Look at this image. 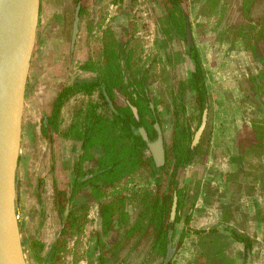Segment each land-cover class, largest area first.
<instances>
[{
    "label": "flooded vegetation",
    "instance_id": "flooded-vegetation-1",
    "mask_svg": "<svg viewBox=\"0 0 264 264\" xmlns=\"http://www.w3.org/2000/svg\"><path fill=\"white\" fill-rule=\"evenodd\" d=\"M203 1L204 0H202L201 3L204 5L205 2ZM229 1L230 0H226V5ZM232 1H234V3H239V1L242 0H231V4ZM56 2L62 8V2L60 0H56ZM96 2V0H92L93 5H95ZM189 2L190 1H188V5L185 9L188 15V26L191 27L192 31V43H189L187 35V42L186 39L183 40L175 37L173 40L176 39L177 43H180L181 46L179 50H169L167 43L162 46L160 57L157 55L150 59L145 57L143 61L148 62L140 63L139 56L135 54V49H132L130 45V43H139L136 34H125L128 26L127 23L123 24L122 28L124 30H122L121 34L119 27L116 25V21L110 22L111 17L116 20L117 17L115 14L117 10H114V12L109 15L110 17L107 18L108 23L98 24L89 18L90 12L86 0H65L63 6L65 9L63 12L67 15L65 24L66 43H69L70 67L76 69L73 77L66 86H72L78 81L87 82L93 79H99L100 76H107V62L110 60V48H113V50L118 53L120 51L119 43L127 40L129 44L126 50L127 52L132 50L133 52L131 59L132 67L130 68L126 82H130L131 86L129 90L134 91L133 94L135 95L134 98L136 101H138V96H142L145 101L142 103H146L151 108L150 111L145 110L143 116L146 120H153L152 122H154V126L157 130V134L152 133V139H150L147 132V129L149 130L150 128L149 123L145 120L146 122L143 121L144 123L141 124V128H144L147 132L148 141L151 144L150 151L153 152L155 156H160L161 159H164V151L170 148L173 138L176 106L181 110L183 108L186 110L185 114H181V118H184L185 122H187L194 131L191 147L196 148L199 146L200 150V152L195 154L185 166L179 168L176 175L177 184L174 186L173 197L174 203L175 196H177L174 233L176 237L180 234H182V236L185 235L183 241L178 244L177 252L182 247L187 235L191 234L194 236V238H196L195 245H198L197 240L199 236L196 232L201 229H195L191 223L196 212L203 211V215L210 212L212 215L214 214L212 218H216L217 220L214 219L213 224H218L213 228H219V226L225 227L224 231L227 233V236H229V238H227L228 241L231 242L232 245L236 243L243 245V249L239 251L243 255V264L247 263L249 254L251 255L252 264L253 249L247 250L244 243L236 240L231 236V233L235 229L236 231L250 235L252 239L256 240L258 239L256 227L260 226L263 229L262 235H264V145L259 146V152L256 157L254 154L249 153V150L253 147L251 146L253 142L252 122L254 119L264 121V117L259 118L256 116L249 122L245 119L250 103L247 109L240 105V102L243 103L245 98L253 102L250 97H253V89L255 88L259 89L260 92L264 94V71L262 70L264 68V43L256 44L259 47L258 51L246 48V43L243 44L244 47L242 50H239L240 54L251 53L254 60L260 63L261 67L259 70L253 71L255 68L251 66V63L246 62L243 64V66H246L244 67L246 70L244 71V76L248 84H250V92L247 94H245V91L240 87L239 80L234 77L238 83L237 92L240 97L235 98L236 102L231 100L233 106L230 110L232 112L235 107L239 108L236 112L242 115L240 117L241 124H238L237 121L232 118L228 127L230 132L229 135L226 136L223 134L222 130L217 129L214 125L215 112L217 110H222L223 105L216 106V103L213 104L214 100L212 87L209 82V74L206 71L201 53L193 35V23L189 17ZM260 7L264 10V4ZM260 7L254 8V12ZM78 9L79 33L73 46L72 35ZM213 18L217 19V16H213ZM83 36L85 39L82 40ZM82 41L85 43L91 42L99 44L97 52L95 51L98 58L89 55L88 51H86L85 56L78 55V52L82 48V44H80V47L79 43H82ZM160 41L165 43L162 39ZM238 41L241 40H236V42ZM109 43H112V45ZM191 47H195L199 52L201 65L205 71V86L208 93V103L204 107L200 123L195 119V115L198 113L196 94L189 88L192 73L195 72L192 51L190 50ZM93 52L92 50V53ZM173 52L177 53L174 55ZM182 64L185 65V74L180 75L177 72L176 75L175 70L178 71V69H180L178 66ZM250 68L252 71H249ZM113 72L117 74L115 67L113 68ZM112 79V97L106 85H102L92 94H88L85 91L70 94L59 108H57L56 102H54L51 105V114L48 116L49 118L47 117L49 124L46 119L40 120L38 126L39 130L35 133L33 145L32 140L30 141V138H28L24 132L22 133L19 166L21 170L24 171L25 176L23 178L29 175L27 179H29L30 183L33 185L31 190L34 191V197H36L38 205V211L35 213L37 224L34 223L32 230H30L32 234H34L31 247H34L37 252L40 251L39 253L43 261H46L47 255L49 256L52 250L54 251L57 249V253L61 256L60 260L57 261L61 262L64 258L63 254L67 253L70 249L74 254L79 256V261L83 260L86 264H102L104 251H107L108 258L110 259L111 257V261H114V263L109 262V264H128L130 257L133 255L138 256L137 261L132 264H139L143 261V256L147 251L146 246L141 245L136 248L132 238L125 239L120 234L121 232L123 233V230L118 225L117 220L120 217V199L124 197V211L129 213L130 222L134 221L140 206L141 195L146 190L155 188V181L150 175V171L141 169L139 172L121 181H117L113 185H105L103 169L99 165L96 166V164L100 162L103 154L93 148L87 152L84 148L83 139L74 135L76 132V122H80L81 124L79 126H83L86 111L90 105L94 104L97 105V111L106 118H112L113 113H118V106L129 104L131 109L132 106L137 107L138 117L135 115L133 109L132 111L137 119H142L138 106L134 105L129 98L121 95V85H119L117 77ZM108 83H110V79H108ZM229 93L231 94V91H229ZM106 94L113 105H111L110 101L107 99ZM136 94L138 95L137 97ZM80 97L86 98V102L75 105V107H73L75 109H72L71 112L67 111L69 109L67 105ZM258 101L261 103L262 108H264V100L259 99L258 96ZM244 106H246L245 103ZM206 110L207 121L205 128L199 141L194 143L196 132L202 124L203 115ZM64 112L66 113L65 117L63 116ZM67 112H69V116ZM61 118L62 120H60ZM62 124H65V127L60 131L63 139L60 140L59 147H56L55 135L58 133L59 127ZM156 124H159L161 132L158 131ZM238 130L239 134H237ZM83 132H86L84 128ZM242 132L243 135H240ZM248 132H251V136L247 135ZM37 133H40V136H38ZM262 138L264 141V136H262ZM42 144L43 146H41ZM219 145L223 148L221 155H223L225 161H227V164L230 166H228V170H222L224 171L222 173L224 176L222 181L217 180V169L205 166V164L208 165V160L211 158L215 159L212 154V148L219 147ZM46 146H48L49 152L43 149V147ZM240 147L244 151L243 167H241V170L237 163L232 162V156L237 155ZM90 156H94V158ZM201 164H203L206 174L210 170L213 172V176H210L209 179L213 184L212 196L214 199L212 203L216 202L218 199L221 206L217 208L215 204L214 207L218 211L222 209L221 213L216 216V212L210 210V202L199 201L202 185L206 180L205 177H207L205 176L203 178L196 176ZM234 166L238 167V171L233 169ZM167 167L169 173L165 179L164 187L170 186V174L173 172L172 162H170ZM138 173L147 174L149 178L147 179V185L144 187L143 185L131 187L130 192L122 190V185L120 183ZM231 175L234 177H231ZM214 176L215 178H213ZM236 177H238V180L243 186L242 201L238 203H234L231 200L230 193L232 189V180ZM20 184L23 189L25 179L21 181ZM178 191H181V195H183L185 201V206L180 210H178ZM249 191L253 194H250ZM107 204L117 205V210L114 215V224H116L112 231L108 233V236H104L103 208ZM172 207L169 218L170 230L168 232V239L171 231ZM178 216L180 218L176 222ZM187 218H189V222H187ZM241 222L242 225H238V223L240 224ZM249 224L253 226L252 233L249 231ZM205 228L206 227L203 229ZM213 228L206 230L209 231ZM124 234L125 233H123V235ZM102 238L106 244L101 242ZM50 239L52 240L48 244L47 240ZM120 240L123 242V247L121 250H118L117 247ZM48 249H50L49 252H47ZM199 250L201 251V249ZM116 254H118L120 260H116ZM201 255L203 254L201 253ZM145 262L144 264H147V261ZM170 264H172V262Z\"/></svg>",
    "mask_w": 264,
    "mask_h": 264
},
{
    "label": "trees",
    "instance_id": "trees-1",
    "mask_svg": "<svg viewBox=\"0 0 264 264\" xmlns=\"http://www.w3.org/2000/svg\"><path fill=\"white\" fill-rule=\"evenodd\" d=\"M188 1L189 0H161V32L167 40L172 41L175 37L183 40L186 39L188 15L185 8L188 5ZM203 2L207 5L205 8L207 12L215 17L217 16V18L220 17L219 15L225 10L226 0H204ZM263 4L264 0H242L237 3V11L245 24L236 26L237 31L232 42H236V40L239 39L243 42H247L246 48L256 51L259 50L257 45L264 43V14L255 18L253 16V9ZM229 29L231 30V28ZM229 29L227 30L229 31ZM109 44L112 45V43ZM128 44L127 40L119 43L120 51L118 53L113 50V48H110V60L107 62V76H100L99 79L97 78L87 82L78 81L72 86H65L59 93L56 105L57 108H59L70 94L81 91L92 94L102 85H106L112 97V78L117 77L119 85H121V95L129 98L134 105L138 106L140 116H142L141 120L135 117L129 104L118 106V113H113L112 118L102 116V114L97 111L96 104L90 105L86 111L83 126H79L81 123L78 121L76 122V132L74 135L83 139L84 148L87 152L93 148L103 154L100 159L101 165L100 162H98L99 164L97 163L96 166L99 165L103 169L105 185H113L117 181H121L139 172L141 169L150 171V175L155 181V188L146 190L141 195L140 206L136 218L133 222H130L129 213L124 211L123 202L125 198L122 197L120 199V217L117 223L123 230V233H125V236L122 232L120 234L125 239L132 238L136 248L141 245L147 247V251L143 256V261L139 264H144L145 261H147V264H160L167 251L168 232L170 230L169 218L174 197V186L177 184V172L179 168L185 166L195 154L200 152V150L199 146L196 148L191 147L194 131L191 129V126L185 122V119L181 118V114H185L186 110L184 108L181 110L176 106L173 138L170 148L164 151V159H161L160 156H155V154L150 151L151 144L148 140L144 139L140 130L141 124L146 121L149 123L150 128L149 130L147 129V132L150 139H152V133L157 134V130L154 126V122H152L153 120H146L143 116L144 111H150L151 108L146 103H142L144 99L137 94L136 97L138 96V101H136L134 98L135 95L133 94L134 91L129 90L131 86L130 82H126L128 73L132 67L131 59L133 52L132 50L127 52L126 48ZM190 50L192 51L195 72L192 73L189 88L196 94L198 113L195 115V119L200 123L204 107L208 103V93L204 78L205 71L201 65L199 52L195 47H191ZM114 67L117 70V74L113 72ZM262 70L264 71V68ZM249 71H252V69L250 68ZM108 79H110V83H108ZM253 91L254 94L263 95L257 88L253 89ZM46 121L49 124V120L47 119ZM262 121L263 120L254 119L252 122L253 142L251 146L253 147L249 150V153L254 154L255 157L258 155L259 146L264 145L262 138V136H264V121ZM83 128L86 132H83ZM243 153L244 151L240 147L237 155L232 156V162L237 163L240 166V170L241 167H243ZM90 157L94 158V156ZM170 162L173 164V172L170 174V186L164 187L165 179L169 173L167 165H169ZM231 177L234 176L231 175ZM242 192L243 186L238 180V177H236L232 180V189L230 192L231 200L234 203H236L235 200L237 199L241 200ZM249 193L253 194L251 191H249ZM178 195V210H180L185 206V201L183 195H181V191H178ZM116 206L117 205L114 204H107L103 208L104 236H108V233L112 231L116 224H114V215L117 210ZM179 218L178 216L176 222ZM187 222H189V218H187ZM224 228L223 226H219V228H213L209 231L201 229L196 232L199 236L197 243L204 256V261L198 262V264H236L235 259L227 255L226 251L232 243L228 241L227 238H229V236L225 233ZM231 234L236 240L244 243L247 250L253 249L255 239H252L250 235L236 231L235 229ZM180 235L182 236V234ZM184 237L185 235L180 237L179 244L183 241ZM101 242L106 244L103 238ZM122 247L123 242L120 240L117 248L121 250ZM39 252L32 247V255L35 259L41 261L43 259ZM107 254V251H104L102 264H109V262L114 263V261H111V257L110 259L108 258ZM59 255L57 249L54 251L52 250L49 256L46 257V260H52L51 264H56V261L61 258ZM116 255V260H118L120 257L118 254Z\"/></svg>",
    "mask_w": 264,
    "mask_h": 264
},
{
    "label": "rangeland",
    "instance_id": "rangeland-1",
    "mask_svg": "<svg viewBox=\"0 0 264 264\" xmlns=\"http://www.w3.org/2000/svg\"><path fill=\"white\" fill-rule=\"evenodd\" d=\"M62 2V8H64V1L60 0ZM89 6V18L95 21L98 24L101 23H108L107 18H109L110 14L114 12V10H117L116 12V20L114 18H110L111 21H116L117 27H119L120 33L122 30H124L123 24L127 23V31H125L126 35H133L136 34L137 39H139V43H130L132 49H135V54L139 56L140 63H147L148 61H143L145 57L148 59L157 56H161V48L164 44H167L169 47V50H179L181 48L180 43H177V40H168L165 38V36L161 32V21L160 18L162 17V7H161V0H96L97 2L95 5L92 4V0H86ZM189 17L193 23V35L197 44V47L201 53L203 63L205 65L206 71L209 74V82L212 87V93H213V104L216 103V106L223 105L222 110H217L215 112V118H214V125L217 129L222 130L223 134L226 136L229 135L230 129L228 128L230 125V121L232 118L237 121L238 124H241L240 117L242 115H239L238 109L234 108L231 112L230 108L233 106L231 100L236 102L235 97H240L239 93L237 92L238 83L235 78L239 80L240 87L245 91V94L249 93L250 84H248L245 76L244 71L246 66H243L244 63L249 62L251 63V66L255 69L253 71L259 70L261 67L260 63H258L254 58L252 57L251 53L247 54H240L239 50H242L244 47L243 44L247 42H231L232 39L235 36L236 33V26H239L240 24H245L244 20L242 19L241 15L237 11V2L234 3L232 1V4L230 3L231 0L228 2V6L226 5V9L219 15L217 19L213 18V15L209 12H207L206 4H202V0H189ZM52 3H54L52 1ZM55 4V3H54ZM57 4V2H56ZM264 13V10L262 7H260L256 12H254L253 16L255 18H258ZM109 22V23H110ZM131 23V24H130ZM134 25V26H133ZM235 25V26H234ZM231 28V30L229 29ZM229 29V31L227 30ZM227 30V31H225ZM122 34V33H121ZM85 39L83 36L82 40ZM163 39L165 43H162L160 41ZM67 40V38H66ZM239 40V39H238ZM160 41V42H159ZM82 44L81 50L78 52V55L85 56L86 51H88L89 55H93L94 57L98 58V55L96 54L98 50V43H85L82 41V43H79V45ZM81 47V45H80ZM63 52H58L59 54L63 53L65 55H68L69 57V43H64ZM92 50L94 51L92 53ZM96 51V52H95ZM174 55L177 52H173ZM164 54V53H162ZM35 65V64H34ZM160 65V64H159ZM64 67V65L62 66ZM178 71L175 70V73L177 75V72L182 75L185 74L186 69L185 65L182 64L178 66ZM62 69L61 72L63 71ZM75 68H70V71L68 70L67 78L62 80L60 83H69L70 79L73 77V74L75 73ZM38 71L36 69H32L30 71V79H34ZM235 77V78H234ZM60 83L57 84V86H60ZM43 89L46 90L48 88V82H46V85L43 84ZM32 89L31 84L29 85ZM34 88V87H33ZM50 90L56 92L57 88L53 86ZM49 91V90H48ZM47 91V92H48ZM231 91V94L229 93ZM233 96V97H232ZM253 97H250V99L253 100V102L250 100H244V102H240V105L242 107H245L247 109L249 103L250 106L247 109V117L245 120H250L253 117H264V108H262L261 103L258 101L259 99L264 100V94L262 96L256 94H252ZM231 98V99H230ZM240 99V98H239ZM243 99V98H242ZM31 98H28V105L26 108V115L23 121V132L24 134L30 138V141L32 140V145L34 143L35 139V133L36 129H38V126L40 124V120L44 119L47 114L43 113L45 110L49 111L51 108V104L47 105L43 112L40 113L37 111V113H33L30 110H28L32 104L30 101ZM30 101V102H29ZM239 101V100H238ZM82 102H86V98L80 97L77 98L75 101H72L67 106L69 109L67 111L71 112L72 109H75V105H79ZM122 102V101H121ZM244 103L246 106H244ZM260 111V113H259ZM69 112H67L69 116ZM64 117L66 116V113H63ZM67 116V117H68ZM235 123V124H237ZM241 129V128H240ZM239 129V130H240ZM239 130L237 134H239ZM228 133V134H226ZM240 135H243V132L240 133ZM248 136H251V132H248ZM253 137V135H252ZM56 138V137H55ZM238 139V138H237ZM240 141V139H239ZM60 139L56 138V147H59ZM237 143V140H236ZM43 146V144L41 145ZM32 147V146H31ZM43 149H46L47 152H49L48 146L43 147ZM212 154L214 158H217V163H222L221 165H225L224 169H228L227 161H225L223 155H221V152L223 151V148L221 145L219 147L212 148ZM38 150V149H37ZM211 168L217 169L215 167L214 162L210 164ZM207 167L208 165L205 164ZM24 167V166H23ZM230 167V166H229ZM210 168V169H211ZM233 169L235 171H238V167L234 166ZM204 171V166L201 164L198 168L197 175L200 176ZM208 176H213V172L210 170L207 173ZM24 171L21 170V167L18 168V180L19 182L24 181L25 179V185L23 184V189L20 184V196L18 198V216L20 221V227L22 231L23 240L25 242V246L27 250L29 249V253L31 252V242L33 235L30 230H32V227L35 224H37V219L35 218V213L38 211V205L36 202V197H34V191L31 190L33 188V185L30 183L28 176L26 175L25 178ZM23 179V180H22ZM147 174L145 173H138L129 178L128 180L122 181L120 184L122 185V190L131 191V187H134L136 185H147ZM220 179H224V176H220ZM215 185V184H214ZM25 186V187H24ZM133 190V189H132ZM213 184L211 183V180L208 178L204 181L202 185V189L199 195V201H208L210 202V210L212 212H216L217 214L221 213V211H218L214 206L217 205V208L221 206L219 203V200L217 199L216 202L212 203V200L214 199L212 196L213 193ZM216 199V198H215ZM236 203L241 202V200H235ZM214 215V214H213ZM212 213H208V215H203V211H198L195 213V217L192 221V226L195 229H210L218 224H213L211 222L212 219ZM201 218L208 219L206 222H203L200 220ZM216 220V218H214ZM217 221V220H216ZM219 221V220H218ZM239 225H242L241 223ZM240 228V227H238ZM253 226L252 224H249V231L252 233ZM263 229L262 227L258 226L256 227V233L258 236V239L255 240L254 248H253V260L252 264H264V235H262ZM45 236V235H44ZM46 237V236H45ZM196 238L194 236L187 235V238L183 242V247L188 244V246L193 245L194 248H196L194 259L189 262V264H198L204 261V256L201 255L202 251H200L199 246L195 245ZM240 249H243V245L236 243L233 244L227 249V255L233 259H235L236 264H243V255L239 252ZM195 250V249H194ZM194 254V253H193ZM69 256V257H68ZM138 256V255H137ZM137 256L133 255L130 257V261L128 264L135 263L137 261ZM62 261H56V264H78V261L80 260L79 256L74 254L70 249L67 253L63 254ZM78 257V258H77ZM29 262L30 264H37L35 261L39 262V264H44L43 260L35 259L32 255V252L28 254ZM152 264V263H150ZM155 264V263H153Z\"/></svg>",
    "mask_w": 264,
    "mask_h": 264
},
{
    "label": "water",
    "instance_id": "water-1",
    "mask_svg": "<svg viewBox=\"0 0 264 264\" xmlns=\"http://www.w3.org/2000/svg\"><path fill=\"white\" fill-rule=\"evenodd\" d=\"M41 0H0V264H30L18 216L20 182L19 157L23 133L26 91L37 42ZM79 9L73 28L72 45L79 33ZM187 38L192 43L188 26ZM107 95V94H106ZM107 99L112 102L107 95ZM138 117V109L132 106ZM207 110L196 132L197 143L205 128ZM161 132L159 124H156ZM145 140L147 132L141 128ZM177 208L175 196L166 255L160 264H170L177 252L179 239L174 233ZM251 264V255L247 263Z\"/></svg>",
    "mask_w": 264,
    "mask_h": 264
},
{
    "label": "crops",
    "instance_id": "crops-1",
    "mask_svg": "<svg viewBox=\"0 0 264 264\" xmlns=\"http://www.w3.org/2000/svg\"><path fill=\"white\" fill-rule=\"evenodd\" d=\"M52 1L55 3H52ZM65 8H61L58 4H56V0H41V10H40V18H39V24H38V32H37V42L35 46V51L32 59V69H36L38 73L34 77V79H30L28 81L27 91H26V98H25V110H24V118L26 115V108L28 105V98H31V106L28 110H30L33 113H37V111L40 113L43 112V109L47 105H52L54 102H56L59 93L62 91V89L67 85L64 83H60L62 80L67 78L68 70L70 71V61L68 55H65L63 53L59 54L58 52H63L64 43H66V21H67V15L64 14L63 10ZM35 64V65H34ZM64 65V67H62ZM64 73L61 72L62 69ZM61 70V71H60ZM46 82H48V88L43 89L44 85H46ZM60 83V86H57V84ZM31 84V87L29 86ZM53 86L57 88L56 92L50 90ZM34 87V88H33ZM49 90V91H48ZM48 91V92H47ZM238 98V97H235ZM29 101V102H30ZM52 107L49 111L45 110L43 113L47 114L44 119H48L51 114ZM64 116V115H63ZM48 117V118H47ZM62 120V118L60 119ZM65 127V124L60 125L58 133L55 135L58 140H62V136L60 134V131ZM39 129L36 130L38 132ZM38 136H40V133H37ZM216 159V158H215ZM215 159L208 160V167H210L211 163L214 162L215 167H217L218 170V176L217 180L222 181L223 179H220V176H222V173L224 171V166L221 165L222 163H217ZM228 170V169H227ZM201 177H205V179H210V176L206 174V171L202 170ZM206 174V175H205ZM215 178V176L213 177ZM217 207V205H216ZM208 215L207 213L204 214ZM217 213L215 214V216ZM203 222H206L208 219L201 218ZM214 221V218L211 219V222ZM50 240H47V243L49 244ZM195 249V250H194ZM50 249H48L47 252H49ZM196 248L193 247V245L190 244V246L185 245V247H182L178 250L176 253V256L174 257L172 264H189L191 260L194 259ZM32 252V247H31ZM30 252V253H31ZM28 252V254H30ZM194 253V254H193ZM48 256V255H47ZM34 257V256H33ZM69 257V256H68ZM37 264L39 262L35 261ZM52 260H46L44 261V264H51ZM78 264H86L85 261H79Z\"/></svg>",
    "mask_w": 264,
    "mask_h": 264
}]
</instances>
